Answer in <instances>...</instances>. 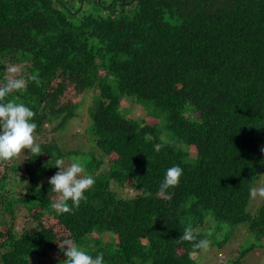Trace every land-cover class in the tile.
Segmentation results:
<instances>
[{
	"label": "trees",
	"instance_id": "16d2710c",
	"mask_svg": "<svg viewBox=\"0 0 264 264\" xmlns=\"http://www.w3.org/2000/svg\"><path fill=\"white\" fill-rule=\"evenodd\" d=\"M8 64L38 77L6 101L35 112L42 154L0 161V226L31 211L24 229H0V264H60L65 238L104 264H243L255 251L264 264V198L250 196L264 186V0H0V83ZM69 88L89 99L76 151L39 140L58 118L55 133L81 122ZM73 157L95 184L61 214L48 180ZM189 222L208 252L175 242Z\"/></svg>",
	"mask_w": 264,
	"mask_h": 264
},
{
	"label": "clouds",
	"instance_id": "9594fccd",
	"mask_svg": "<svg viewBox=\"0 0 264 264\" xmlns=\"http://www.w3.org/2000/svg\"><path fill=\"white\" fill-rule=\"evenodd\" d=\"M4 73V82L0 83V161H11L24 153L25 150H29L31 155L39 156L42 154V150L37 143V124L33 122L35 112L23 103H17L14 100L6 101V97L11 96L14 92L24 90L29 81L38 83V77L34 74L26 77L22 68L15 64L6 65ZM145 139L151 140L152 137L150 134H146ZM162 147L163 145L160 143L153 145L154 151L157 153L161 151ZM261 152L264 153V148H261ZM54 167L59 171L48 180L51 185L50 192L56 194L51 208L61 214H73V209L78 208L80 202L87 199L85 193L93 188L94 177L87 174L86 163L79 157H73L67 166L65 160L59 158ZM182 176L183 169L180 166L170 167L166 171L157 194L161 197L165 196L168 189L179 185ZM42 187L43 183L37 190ZM250 196L264 198V186L251 187ZM167 198L171 199V195H168ZM198 232L199 229L194 228L189 222L175 242L177 244L191 242L194 253L196 250L208 252L211 241L207 238L198 239ZM58 247L63 256L67 258L61 260L60 264H104L103 253L93 257L71 238L63 239Z\"/></svg>",
	"mask_w": 264,
	"mask_h": 264
},
{
	"label": "rangeland",
	"instance_id": "374dc122",
	"mask_svg": "<svg viewBox=\"0 0 264 264\" xmlns=\"http://www.w3.org/2000/svg\"><path fill=\"white\" fill-rule=\"evenodd\" d=\"M22 71H23V73H26L27 69L25 67H23ZM70 89L71 88H69V92H67V96L64 98V100L67 99L66 102H71V103L79 102V103L84 104L83 108L79 112V117L82 118L81 122L79 123V125L77 124L75 126L67 128L66 130L64 129L63 131H59V132L55 133V132H53V127L57 126L59 121H61V120H59L60 118H58L57 120H55L52 123L45 124L44 135H43V137H40L39 140L41 141V138H42V140H44L45 138H49L52 136L55 139H62L64 146H65L64 147L65 149L76 151L79 148L84 149L86 146L85 145L86 138L82 137L80 132H82V130H83L82 126L86 125V122H87L86 110H87L88 105H89V99H87V97L84 96L83 94L75 93V92L71 91ZM139 110H141V109H139ZM134 114H135V116L139 115V111L136 110L134 112ZM37 140H38V138H37ZM71 161H72V159L68 160L66 166L69 163H71ZM2 169H3V167H0V178H2V176H1L2 175ZM2 180H4V181L9 180V178H3ZM16 215H17V217H16L15 221L13 218H11L7 215V218H5L6 221H4V220L1 221L2 225L0 226V229L2 228L7 233L8 224L12 225L15 228V230H17V231L24 229L27 226V224L29 223L28 221L31 219V217H30L31 211H29L28 205H25V204L18 205ZM5 222H8V223H5ZM240 236H241L240 239L236 238L235 239L236 242L231 243L230 245L228 244L224 248V250L229 253V249H231L232 252L235 255H237L238 250H235V249H237V247H239L241 245L242 237L244 236V232L242 230H240ZM250 240L251 239L246 238L243 240V242H246L249 244ZM259 254L260 253H257V251H255L253 254H250L248 256V260L243 262V264H261V263H259L260 259H261V256ZM224 255H226V254H224ZM219 257L221 258L222 255H219Z\"/></svg>",
	"mask_w": 264,
	"mask_h": 264
}]
</instances>
